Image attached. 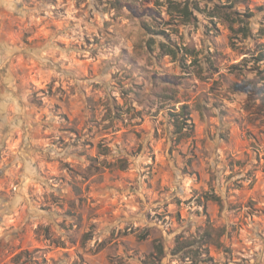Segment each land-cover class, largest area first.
<instances>
[{"label":"clouds","instance_id":"9594fccd","mask_svg":"<svg viewBox=\"0 0 264 264\" xmlns=\"http://www.w3.org/2000/svg\"><path fill=\"white\" fill-rule=\"evenodd\" d=\"M170 2L0 0V264L42 260L43 252L33 251L36 245L31 233L43 222L33 214V206L52 205L49 215L58 220L62 211L58 205L69 198L71 184L81 188L84 197L82 205L75 195L72 201L79 211L89 214L83 228L77 231L73 226L71 231L80 238L96 225L90 238L81 239L77 246L85 256L83 264H139V259L154 253V264H177L178 257L170 256L169 250L197 236L205 216L202 211L196 215L200 206L194 199L197 192L211 191L209 177L197 182L196 172L214 176L212 183L221 194L229 185L235 189L245 181L254 182L256 210L247 217L244 235L234 234L230 241L224 233L220 242L236 244V258L229 264L243 257L251 264H257V259L264 264V59L254 58V45H264V11L256 12L264 0H239L234 14L244 18L246 12L255 13L245 20L251 30L249 39L227 62L217 64L218 73L204 65L216 86L208 90L201 85L200 100L193 102V111L206 104L203 123L208 128L195 144L186 139L177 144L171 125L152 115L156 109L166 115L174 101L162 95L157 99L153 93L163 89L153 88L148 81L142 105L134 104L119 122L112 115L114 105L121 101V84L128 86L123 80L122 49L135 44L136 55L142 52L139 44L149 39L142 24L154 32L169 31L174 42L170 47L196 39L203 41L197 46L204 53L211 49L201 34L203 17L197 26L194 17L199 13L193 6L204 9L207 0H178L181 6L189 4L190 20L169 9ZM157 4L164 14L153 19L144 9ZM152 38L157 46L168 44L163 36ZM217 101L223 103L217 105ZM141 109L150 122L133 119V113ZM71 128L80 131L74 135L67 131ZM219 132L229 139H216ZM85 139L94 144L85 145ZM161 140L163 148L156 151ZM230 162L240 167L232 168L228 180ZM185 167L188 174L183 173ZM181 210L182 219L177 217ZM214 223L235 221L214 217ZM125 229L128 235H123ZM145 230H150V236L140 240L138 234ZM60 239L67 243L64 234Z\"/></svg>","mask_w":264,"mask_h":264},{"label":"rangeland","instance_id":"374dc122","mask_svg":"<svg viewBox=\"0 0 264 264\" xmlns=\"http://www.w3.org/2000/svg\"><path fill=\"white\" fill-rule=\"evenodd\" d=\"M143 2H146V0H143ZM238 2L239 0H207L204 9H201L198 4L193 5L199 13V15L194 17L197 21V26H199L201 17H203L201 34L211 44V49L206 53L203 52L201 47L197 46L198 44H203L202 40L193 39L188 45L176 44L174 47H170L169 45L174 44V42L170 40L169 31L161 29L159 32H154L152 28L142 24V27L149 34V39L139 44L142 52L136 55L133 54L136 53L137 45L135 44L131 48L122 49V54L125 58L123 80L127 81L128 86L123 87V84H121L123 89L120 94L121 101L114 105L112 112L114 119L118 122L121 121L127 112L133 110L134 104H143L145 99V81H148L153 88L163 89L162 92L153 93L157 99L162 95L165 99L174 101L172 108L168 110L166 115L159 109L153 111L152 115H158L163 122L171 125L173 132L176 134V143L180 144L186 139L190 144H195L197 139L203 137L208 132L207 126L203 123V117L207 110L206 104L202 103L198 105L196 110L193 111V102L200 100L202 93H198V89L201 85L206 86L208 90H213L216 86V82L209 78L207 72H205L204 65H208V67L213 68L218 73L219 67H217V64L227 62L231 54L236 53L239 45L248 40L251 35L250 27L245 23V20L250 19L255 13L246 12L244 18L234 14L232 10ZM185 4L186 2L181 6L178 0H172L169 3V9L177 11L186 20H190L193 18L192 11L190 15L186 16L181 11ZM76 7H79V2H77ZM157 7L158 4L156 6H149L144 11L149 15H153V19H155L164 14V12L158 11ZM129 10L131 11V8ZM59 11L65 12V9H59ZM262 11H264V5L258 6L256 12ZM168 23H172L171 18H169ZM261 31L264 32V28ZM154 35L163 36L165 40H168V44L160 43L157 46L156 40L152 38ZM188 35L191 37L192 32L189 31ZM221 37L223 38L221 39ZM88 43L91 44L92 41L89 40ZM262 47L264 45H254L257 53L254 58L257 60L264 59V51H261ZM249 51L251 52L252 49H249ZM242 62L240 61V63ZM193 83L196 84L195 88L192 87ZM189 92L191 95H189ZM183 96H188V98L180 99ZM91 99L89 97V100ZM113 99L115 100V98ZM221 103L223 101H217V105ZM183 106H186L185 109L190 117L188 122L191 124L184 127V130L180 132V126L182 125L180 119L182 118L173 114L181 112ZM58 107L59 105H57ZM64 118L67 117L65 116ZM133 119L137 121L143 119L150 122L149 115L142 109L133 113ZM212 119H216V117L213 116ZM67 131L77 135L80 129L71 128L67 129ZM92 131V128H88V132L91 133ZM212 131L215 132L216 130L213 129ZM120 134L123 135V130H121ZM215 138L219 141H227L229 139L225 132L217 133ZM84 144L89 145L94 144V142L85 139ZM163 145L164 141L161 140L157 144L156 151L163 148ZM172 151L173 148L170 145L168 148L169 154ZM80 155L83 156L84 153L82 152ZM160 159L163 160L164 157L161 156ZM257 159H259V153H257ZM152 160L155 162L156 157L153 156ZM188 163L189 165L191 164V158H189ZM65 167L67 169V166ZM233 167L238 168L240 165L238 163H229L228 180H231V170ZM97 171H99V168H97ZM183 173L188 174V167L183 169ZM0 175H2V172H0ZM193 175L197 182L209 177L211 191L206 190L204 193L197 192L194 199V203L200 206L196 215L199 216L202 211L205 220L203 224L197 227L196 237L183 241L180 245H173L169 250V255L178 257L177 264H184L187 260H191L192 264H229L231 259L236 258V244L234 242L223 244L220 240L224 233H227L230 241L233 239L234 234L239 233L241 236L244 235V225L248 222L247 217L254 216L256 210V201L253 199V196H255V192L253 191L254 182L245 181L244 184H238L235 189L229 185L224 189L223 194H221L212 183L215 179L214 176H209V173L203 172H196ZM248 175L251 176V172ZM257 176H259V173H257ZM145 182L147 183V181ZM244 188H247V192L241 191ZM82 191L75 184H71L69 198L65 203L58 205L62 210L57 214L60 217L58 220L49 215L52 211V205L38 204L33 206V214L43 221L36 224L35 231L31 233L36 245L33 251L36 253L43 252V258L37 261V264H68V262L70 264H83L85 256L83 253L78 252L77 246L80 244L81 239L87 241L90 238L91 231L95 229L96 225L92 224L90 230L85 232L83 237L80 238L77 237L76 233L71 231L73 226L76 227L77 231L83 228L84 222L89 216L88 213L79 211L71 199L73 195L79 197V204L82 205L84 203V197L81 195ZM237 193H239L237 199H229L231 196H236ZM177 199L179 201V198ZM20 203H23V201H20ZM184 203H187V201H184ZM183 216V210L177 213V217L182 219ZM214 217H224L228 221L234 220L235 223L230 225L221 223L217 225L214 223ZM96 218L92 217V219ZM229 228L231 231H229ZM60 234L66 236L67 243H64L60 239ZM123 235H128L127 229L123 230ZM181 235L183 234L181 233ZM149 236L150 230H145V232L138 234L140 240H147ZM177 239L179 238L177 237ZM121 243L123 244L124 241H121ZM157 248L158 252L162 253V247L157 246ZM23 252H28V250L23 249ZM20 254L21 252L18 251L17 255ZM135 255L136 253L132 254V256ZM155 255L156 253L152 256L145 255L143 259H139V264H154L153 256ZM74 256H78L79 260L73 259ZM132 256H130V260ZM253 259H257L255 254ZM237 264H251V261L248 257H243L237 261ZM257 264H259L258 259Z\"/></svg>","mask_w":264,"mask_h":264},{"label":"trees","instance_id":"16d2710c","mask_svg":"<svg viewBox=\"0 0 264 264\" xmlns=\"http://www.w3.org/2000/svg\"><path fill=\"white\" fill-rule=\"evenodd\" d=\"M181 11L183 12V14L185 16L191 14V9H190L189 4L187 2ZM185 107L186 106H183V109L181 110V112L173 114L174 116H180L182 118V119H180L182 121V125L180 126V132H182L184 130V127H187L188 125L191 124L188 122V120H190V117L188 116V112L185 109ZM183 125H185V126H183Z\"/></svg>","mask_w":264,"mask_h":264}]
</instances>
